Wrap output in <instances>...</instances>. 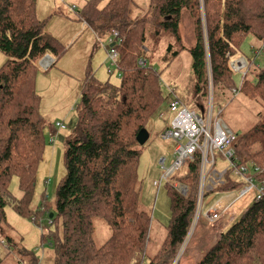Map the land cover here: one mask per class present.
Listing matches in <instances>:
<instances>
[{"label": "trees", "instance_id": "obj_1", "mask_svg": "<svg viewBox=\"0 0 264 264\" xmlns=\"http://www.w3.org/2000/svg\"><path fill=\"white\" fill-rule=\"evenodd\" d=\"M139 9L134 0H108L103 7L100 0H90L79 12L101 38L109 36L110 42L113 31L119 33L112 44L119 54L120 83L101 82L87 73L76 106V133L62 140L66 143V174L57 189L55 206L44 199L35 212L31 203L47 145L37 75L45 56L58 59L65 50L46 31L36 0H0V50L8 56L0 68V233L2 244L7 245L0 264H12L7 260L11 254L16 264H41L8 222V204L36 221L55 209L53 217L48 215L53 229L43 235L53 250L52 264H174L195 213L198 163L188 164L186 172H177L167 183L171 222L165 227L164 241L150 254L153 218L141 202L143 187L138 176L146 144L140 145L137 136L167 100L161 71L150 55L157 53L163 36L174 40L164 57L170 62L186 49L180 34L184 11L194 19L196 41L189 52L196 92L207 95L209 54L214 92L233 98L242 93L262 108L257 122L238 135L236 149L241 164L264 168V66L248 59L239 84L231 67L232 58L244 55L246 37L264 42V0H150L145 14L135 17ZM141 59L147 61L146 67L139 64ZM174 90L178 94L177 87ZM65 129L56 124L52 138L56 141ZM14 177L19 179V199L10 192ZM175 181L188 185L187 195L178 191ZM238 186L227 183L220 188ZM96 217L112 228L111 236L99 247L94 239ZM196 264H264V199L228 225Z\"/></svg>", "mask_w": 264, "mask_h": 264}, {"label": "rangeland", "instance_id": "obj_2", "mask_svg": "<svg viewBox=\"0 0 264 264\" xmlns=\"http://www.w3.org/2000/svg\"><path fill=\"white\" fill-rule=\"evenodd\" d=\"M36 1L38 16L46 21V31L56 38L64 48L65 53L58 59L55 57L56 63L47 69L40 64L41 68H39L37 75V92L41 99V114L47 125L45 128L47 145L43 160L38 168L36 188L31 203V209L35 212L39 210L44 199L55 206L57 189L66 174V143L61 141L59 137L62 136L67 140L76 133L78 122L76 106L79 103L87 73H93L94 77L101 82L120 83L116 67H111V72H108L106 48L110 46L109 40L103 36L99 38L93 28L86 25L84 20L78 16L90 0ZM134 1L140 8L139 15L135 13V17L144 15L149 8L150 0ZM107 2L108 0H100V7L105 6ZM69 7H73L74 10L70 11ZM203 19L205 21V14ZM180 34L186 49L181 51L178 57H174L171 62L164 58L169 43H174V40L170 36H163L159 41L157 53L151 54L150 59L155 67L161 71V78L166 85L176 86L178 94L184 98L187 105L202 113L201 109L195 105L204 104L207 99L203 96V92H196V83L192 71L193 58L189 52L196 41V35L194 19L187 11L182 14ZM242 49L244 55L232 59L244 57L246 60L253 61L256 66H264V42L260 43L254 37L248 36L242 44ZM7 60L8 56L0 50V68L7 63ZM235 79L239 84L241 73L236 72ZM164 92L167 93L166 90ZM214 97L217 106L222 107L223 110L219 116L221 121L237 137L243 135L257 122L258 114L262 108L244 94L237 93L233 98L217 90L214 92ZM195 100L196 102H194ZM167 108L165 103L158 111V115L148 122L146 129L150 133V139L143 147L138 165V176L143 187L141 202L151 212L153 218L151 242L148 249L150 254H154L164 241L165 227L171 222V198L167 183L165 180L162 181L159 189L154 186V181L160 180L163 173L159 158L166 157L169 166L173 162L176 147L175 140H165L161 137L173 119V114L168 112ZM162 112H165L163 116L160 115ZM59 123L64 124L66 129L61 131L56 137L55 143H52L53 127ZM226 166L228 164L224 163L223 167ZM10 192L17 199L22 197L18 177L13 178L10 184ZM5 210L7 220L14 232L23 238L22 244L35 252L41 264H52L53 250L50 244L44 242L43 235L53 229L48 220V215L49 213L53 214L55 209L53 208L49 213L39 216L37 221L35 218L18 214L12 204H8ZM205 218L204 215L201 216L198 227L190 243L183 250L178 264H186L188 259L189 264H193L197 258H202L205 255L204 252H207L218 242L216 239L219 237L217 232L206 229ZM94 226V239L99 247L111 236L112 228L104 219L99 217L94 219ZM202 240L205 241L206 246H203ZM3 241V236L0 233V261L5 259L7 254L5 250L7 245L2 244ZM7 260L16 264L13 254ZM20 260L25 261L23 258Z\"/></svg>", "mask_w": 264, "mask_h": 264}, {"label": "built area", "instance_id": "obj_3", "mask_svg": "<svg viewBox=\"0 0 264 264\" xmlns=\"http://www.w3.org/2000/svg\"><path fill=\"white\" fill-rule=\"evenodd\" d=\"M64 1V0H63ZM119 37L117 31L113 32L110 40L111 47L108 48V71L111 67L118 66V52L114 49L116 39ZM207 77H206V103L203 104L199 113L191 109L175 93L174 88L162 86L167 91V110L173 114V119L167 129L161 134L165 140L173 139L176 147L173 154V162L168 166L167 158L161 157L159 164L163 170L160 180L154 181L158 189L162 181L170 182L179 171H184L188 164L198 163L197 199L194 217L189 234L182 246L174 264H178L183 250L190 243L200 221L204 215L208 221L207 230L216 231L221 239L222 232L228 225L234 223L241 215L246 214L253 204L264 199V168L259 165L241 164L237 156L236 140L237 135L227 128L221 118L222 107L217 106L214 97V77L207 54ZM55 63L51 55L45 56L40 62L45 69ZM139 64L147 66V61L141 59ZM248 65L244 57L232 59L231 67L234 72L244 74ZM165 112L160 115L163 116ZM64 128V124H58ZM55 138L51 139L54 143ZM227 163L228 166L223 167ZM186 172V170H185ZM232 180V181H231ZM230 183L240 186L230 190H222ZM173 185L182 195H187L189 187L179 181ZM251 201V202H250ZM250 202V203H249ZM210 242V241H209Z\"/></svg>", "mask_w": 264, "mask_h": 264}, {"label": "water", "instance_id": "obj_4", "mask_svg": "<svg viewBox=\"0 0 264 264\" xmlns=\"http://www.w3.org/2000/svg\"><path fill=\"white\" fill-rule=\"evenodd\" d=\"M82 137L84 138V136ZM149 138H150V133L146 128H144L139 132L137 136V141L139 142L140 145H145L148 142ZM63 139L64 138L61 136L60 140L62 141ZM51 217H53V214H51Z\"/></svg>", "mask_w": 264, "mask_h": 264}, {"label": "crops", "instance_id": "obj_5", "mask_svg": "<svg viewBox=\"0 0 264 264\" xmlns=\"http://www.w3.org/2000/svg\"><path fill=\"white\" fill-rule=\"evenodd\" d=\"M69 9H70V7H69ZM70 11H72V10L70 9ZM84 23H85L86 25H88L85 21H84ZM88 26H89V25H88ZM93 30H94V29H93ZM95 33H96V32H95ZM96 34H97V33H96ZM97 36L100 38L99 34H97ZM105 38L109 39V36H107V37H105ZM193 46H194V45H193ZM193 46H192V47H193ZM106 51H107V54H108V48H106ZM107 63H108V58H107ZM108 72H109V71H108ZM170 86H171V85H170ZM172 88L175 89L176 87H175V86H172ZM177 95L183 100V102H185L183 97H181L179 94H177ZM194 102H196V100H195ZM199 102H202V101H199ZM199 102H198V104H199ZM185 103H186V102H185ZM186 104H187V103H186ZM202 104H203V103H200L199 105H195V106H197V107H199V108L201 109L202 106H203ZM166 110H167V109H166ZM160 114H161V113H160ZM160 158H161V157H160ZM160 158H159V159H160ZM205 223H206V229H207L208 221H207L206 218H205ZM202 237H204V236H202ZM204 242H205V241L202 240L203 246H206V245H205L206 243H204ZM200 245H201V244H200ZM203 248H204V247H203ZM208 251H209V250H208ZM208 251H207V252H208ZM207 252H204V253H207ZM204 253H203V254H204ZM198 259H199V258H197V260H198ZM200 259H201V258H200ZM200 259H199V260H200ZM197 260H195V262H194L193 264H196V263L199 261V260H198V261H197ZM186 264H189V259H188V261H187Z\"/></svg>", "mask_w": 264, "mask_h": 264}]
</instances>
